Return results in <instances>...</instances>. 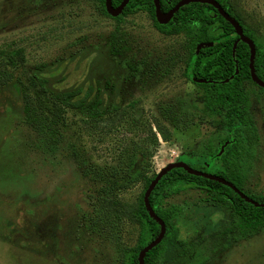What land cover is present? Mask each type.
<instances>
[{
  "label": "rangeland",
  "instance_id": "1",
  "mask_svg": "<svg viewBox=\"0 0 264 264\" xmlns=\"http://www.w3.org/2000/svg\"><path fill=\"white\" fill-rule=\"evenodd\" d=\"M231 3L264 34V0ZM114 17L96 0H0V73L9 76L0 84V264H124L143 175L177 161L210 169L202 147L228 132L184 74L185 36L159 32L143 9L118 27ZM58 62V87L94 84L105 117L59 107L36 85V72ZM249 98L259 140L246 188L264 193V91L251 87ZM163 204L177 213L157 264H264V229L239 241L216 235L230 211L199 190ZM184 242L196 243L187 256Z\"/></svg>",
  "mask_w": 264,
  "mask_h": 264
},
{
  "label": "trees",
  "instance_id": "2",
  "mask_svg": "<svg viewBox=\"0 0 264 264\" xmlns=\"http://www.w3.org/2000/svg\"><path fill=\"white\" fill-rule=\"evenodd\" d=\"M121 1L111 0V4L116 7ZM159 1L162 11L167 12L179 0ZM217 1L240 23L243 33L252 39L255 47L253 66L256 75L264 81V34L240 19L231 0ZM96 3L101 14L109 15L105 8V0H96ZM142 9L153 18V24L159 32L165 35L185 36L187 54L184 74L197 86L204 114L210 118L219 115L221 124L228 131L216 132L209 138L205 147H202L201 155L208 160L210 169L204 164L192 167L221 176L255 201L264 203V193L251 192L246 188L247 176L256 158L259 140L257 127L249 112V95L251 87L264 91V88L251 79L249 45L240 39L232 24L213 5L203 2L182 5L168 22L161 24L155 19L153 0H129L122 12L114 17L117 27L126 15ZM111 41L112 51L119 53L123 49L122 37L114 33ZM205 42L211 44L199 46ZM62 65L64 64L58 62L52 68L36 72L34 76L36 85L47 91L59 107L79 112L88 120L105 117L108 110L100 96L99 88L94 84L87 82L58 87L65 79V76H59L64 72ZM8 78L6 71L1 72L0 84L6 83ZM182 118L183 116H180L171 121L173 125H178ZM184 125L188 127L189 122H184ZM215 139L218 147H215ZM164 140H168L167 136H164ZM155 143H158L157 140ZM138 175L135 173L133 178H138ZM155 175L142 177L143 190L135 212L138 220L137 237L125 254L124 264H140L138 259L140 250L159 233L160 224L150 216L143 201L144 192ZM190 188L202 192L207 201L215 202L230 211L229 223L220 226L215 232L216 235L239 241L264 229V206H256L246 201L226 184L191 174L182 167H174L161 176L148 197L154 212L165 223L166 230L163 239L144 256V264H157L166 239L172 233L171 221L177 209L174 205L165 206L163 202L167 197ZM104 191L106 192V189ZM195 246L196 243L184 242L180 252L187 256Z\"/></svg>",
  "mask_w": 264,
  "mask_h": 264
},
{
  "label": "water",
  "instance_id": "3",
  "mask_svg": "<svg viewBox=\"0 0 264 264\" xmlns=\"http://www.w3.org/2000/svg\"><path fill=\"white\" fill-rule=\"evenodd\" d=\"M129 0H122L121 3L114 7L111 4V0H105V8L106 11L109 15L111 16H117L122 12L123 7L127 4ZM189 2H203V3H208L213 5L217 11L227 20L229 21L236 34L239 35L240 39L247 42V44L249 45L250 48V75H251V79L260 87L264 88V81L261 80L255 72L254 66H253V57H254V52H255V47H254V43L252 41V39H250L248 36H246L243 33L242 30V26L240 25V23L232 16H230L223 8L222 6L219 4V2L217 0H179L178 2L175 3V5L168 10L167 12L162 11L161 9V5H160V1L159 0H153L154 3V8H155V19L163 24L169 21V19L172 17V15L184 4H187ZM211 43H201L199 44V46L202 45H209ZM174 167H182L184 168L187 172L191 173V174H195V175H199V176H203V177H207L216 181H219L223 184H226L228 186H230L235 192H237L242 198H244L246 201L256 205V206H264V203H259L257 201H255L254 199H252L251 197H249L248 195H246L245 193H243L241 190H239L237 187H235L231 182L225 180L223 177L218 176L216 174H212L210 172H205V171H201L198 169L193 168L192 166H190L189 164L182 162V161H177V162H171L167 165H165L163 168H161L156 175L154 176V178L152 179V181L150 182V184L148 185V187L146 188L145 192H144V196H143V201L145 204L146 209L148 210L150 216H152L159 224H160V230L158 235L151 240L149 243H147L139 252L138 255V259H139V263L140 264H144V256L146 255V253L153 248L155 245H157L164 237L165 234V223L161 220V218L156 215V213L154 212L153 208L151 207L150 203H149V194L151 192V190L153 189V187L156 185V183L159 181V179L161 178V176H163L168 170H170L171 168Z\"/></svg>",
  "mask_w": 264,
  "mask_h": 264
}]
</instances>
